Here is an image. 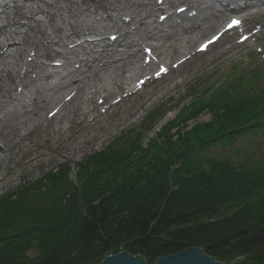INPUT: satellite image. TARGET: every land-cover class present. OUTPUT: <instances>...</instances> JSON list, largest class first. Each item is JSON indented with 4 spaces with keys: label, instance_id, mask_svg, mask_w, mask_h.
I'll use <instances>...</instances> for the list:
<instances>
[{
    "label": "trees",
    "instance_id": "obj_1",
    "mask_svg": "<svg viewBox=\"0 0 264 264\" xmlns=\"http://www.w3.org/2000/svg\"><path fill=\"white\" fill-rule=\"evenodd\" d=\"M255 75L182 106L145 144L135 130L74 173L60 164L3 196L0 264H100L119 253L154 264L190 249L264 264V86ZM203 110L210 122L187 129Z\"/></svg>",
    "mask_w": 264,
    "mask_h": 264
},
{
    "label": "bare ground",
    "instance_id": "obj_2",
    "mask_svg": "<svg viewBox=\"0 0 264 264\" xmlns=\"http://www.w3.org/2000/svg\"><path fill=\"white\" fill-rule=\"evenodd\" d=\"M164 1L163 7L148 2L126 11L115 6L117 0H101L99 2L108 3L100 9L105 15L101 17L86 7L85 0L0 3V15L19 10L22 20L0 26V190L15 183L32 168L43 165L44 161L82 153L92 140L100 139L96 135L88 138L89 130L104 126L99 132L105 137L121 127L145 104L130 106L124 122L119 120L109 126L103 116L150 83L163 80L169 70L179 69L193 58L198 52L192 49L201 38L221 36V25L227 18L236 16L233 19L243 24L261 22L264 18V0ZM182 1H186L187 13L195 12L193 17L164 12ZM78 9L89 14L94 23L108 21L112 26L96 29L86 15L82 17L77 13ZM158 12L157 19L163 15L168 17L165 22L159 24L152 20ZM122 13L128 19H121ZM147 19L151 23L145 22ZM79 26L84 29L79 34L60 31L61 27L71 31ZM108 28L114 31L109 36L115 35L117 39L104 45L103 35ZM21 30L33 31L40 41L36 43L37 39L28 47L23 46L18 40ZM262 32L264 28L261 27L257 33ZM68 42L74 45L69 51L66 50ZM53 46L59 49L53 54L63 61L59 67L40 62L41 58L54 56L50 54ZM28 48H32L30 51L35 55L31 61L23 63L21 58ZM232 49L233 46H229L223 54ZM69 56L75 61L71 62ZM173 64L177 66L172 67ZM160 65L168 71L157 78L154 74ZM19 75L23 79L18 81L21 87L15 85L14 88V81L20 80ZM140 80L145 82L137 87ZM16 87L22 91L17 93ZM160 92L163 90L145 98L150 101ZM18 151L22 155L15 156Z\"/></svg>",
    "mask_w": 264,
    "mask_h": 264
},
{
    "label": "rangeland",
    "instance_id": "obj_3",
    "mask_svg": "<svg viewBox=\"0 0 264 264\" xmlns=\"http://www.w3.org/2000/svg\"><path fill=\"white\" fill-rule=\"evenodd\" d=\"M2 1L9 0H0V3ZM85 1L86 7H88L91 11L95 10L99 17L104 15V13L100 11V9H103V6L107 7V2H99L101 0H92V2H89V0ZM201 1L207 3L209 0ZM148 2L154 4L156 3V0H117L115 6H118L119 9L128 11L131 10L132 6H135L136 4H143ZM182 7L186 8V1L175 3L171 10L165 12L174 13L177 8ZM19 12V10H10L9 12H6L5 15H0V26L7 25L12 21L22 22L19 16ZM77 13H79L82 17L86 15L87 20L93 22V27L96 29H100L101 26H107L109 28L112 26L108 21H104L102 22V24L94 23L95 20H90L91 17L89 16V14L84 13L83 10L81 11L80 9H78ZM110 14H113V12H110ZM158 14L160 13L154 15L152 19L153 21L156 22ZM187 14L188 13H185L181 16H187ZM119 17L121 19H128L125 17L124 13L120 14ZM228 19L229 18H227V20ZM145 22L151 23L149 19L145 20ZM225 22H223L221 26H223ZM261 27L262 29L264 28V18L261 22L255 21L244 23L243 27L238 29L236 32L228 33L221 40L219 39L217 44L207 48V50L203 53L196 54L193 58L185 62L179 69L173 68V70H169V73L160 82H152L141 92H137L134 95L124 99L122 105L113 108L105 116H103L104 120L109 126L119 120H122V122H124V118L128 116V108L130 106L133 107L143 103L145 104V107L139 110L134 117H131L128 121H125L121 127L116 130L110 131V133L105 137H101L99 132L104 128V126L89 130L90 134L88 138H90L92 135H96L99 136L100 139L92 140L85 147L82 153L74 155L71 158L58 157L54 160L44 161L43 165L32 168L25 176L17 179L15 183L2 188L0 190V199L5 195L16 192L22 186H28L29 184L34 185L38 183L43 179L45 175L54 170L60 164L69 165L74 173L75 166L84 161L85 158L94 153L100 152L110 143H113L115 141L117 142V140L119 142V140L127 139L129 136H132V134L135 135V130H139L137 136L142 137V144H145L147 139H152L156 136V134H158L160 128L166 125L169 126V124L175 120L176 116L179 115L182 106H184L183 112H186L185 107L189 102H191L192 100H196V98H203V100L209 98L218 89H223L225 86L224 84L228 83L227 80H231L233 82L236 77H242V75L246 76L249 72L252 71L256 73V80L260 81L261 86H264V69H261L264 67V32L260 34L257 33L258 29H260ZM109 28L105 30L103 35V39H105V43H103L104 45L110 42V37H108L109 34H114V31ZM132 28L133 27H131V29ZM60 31L62 34H79L80 32H83L84 29L80 28L79 26L78 29L70 31L65 27H61ZM46 32H50L48 28ZM21 33L22 35L19 36L20 39L18 38V40H20L19 43L23 46L28 47L30 42H33L34 40L36 41L38 39L37 35L33 31L21 30ZM243 35H246L248 37L251 35L252 36L249 37V39L244 43H239L240 37ZM210 36L212 35H207L204 38H201L199 43L194 45L192 49L193 52H195L198 44L206 41ZM23 37L26 38V40H24ZM22 38L23 40H21ZM75 40L76 39H74L73 41ZM39 41L40 40L38 39L36 43ZM117 41H119V39ZM144 45L145 44H142L143 47H145ZM71 46H73V43L68 42L66 44V50L69 51ZM229 46H233L232 51L227 54H223L227 51ZM88 47L89 49H91L90 46ZM30 50H32V48H28L26 50L27 53L24 52L25 55L23 54L24 56L21 58L23 63H26L27 61H29V59L30 61L31 59H33V55L35 54V52L31 53ZM58 51L59 49L56 46H53L52 52L50 54L54 56H51L48 59L41 58L40 62L44 64L60 62L61 57L53 54ZM78 55L80 54L78 53ZM68 58L71 59V62L75 61L74 57L72 56H69ZM178 58L179 57H176V59ZM19 77L20 80L17 79L14 81V88L15 85L21 87V83H19L18 81H22L23 79H21V75H19ZM4 79L2 78V80ZM250 85L251 83H247L242 91L251 89L252 86ZM20 87H16L17 93L20 92ZM159 90H163V93H161V91L160 94L152 100H146V95H148L149 97ZM95 98L93 99V101H95ZM109 102L110 101L108 100L106 103L108 104ZM210 117L211 116L209 115V113L205 110H203L201 113L198 112L196 118H192L191 120L189 119V121L187 122V129L199 124L210 122ZM150 120H153L152 123ZM171 133H174V131L172 130ZM245 145L248 146L250 145V143H246ZM214 153L215 151L211 150L207 155L212 156L214 155ZM19 154L20 152L18 151L15 153V156H19ZM70 177L73 178V174H70Z\"/></svg>",
    "mask_w": 264,
    "mask_h": 264
},
{
    "label": "water",
    "instance_id": "obj_4",
    "mask_svg": "<svg viewBox=\"0 0 264 264\" xmlns=\"http://www.w3.org/2000/svg\"><path fill=\"white\" fill-rule=\"evenodd\" d=\"M100 264H146L139 256H131L127 253L108 256ZM154 264H222L214 258L204 254L201 249H190L181 253L164 257Z\"/></svg>",
    "mask_w": 264,
    "mask_h": 264
},
{
    "label": "snow or ice",
    "instance_id": "obj_5",
    "mask_svg": "<svg viewBox=\"0 0 264 264\" xmlns=\"http://www.w3.org/2000/svg\"><path fill=\"white\" fill-rule=\"evenodd\" d=\"M240 23H241V22H240L239 20L233 19V20H231V21L229 22V24H228V29H231L233 26H238ZM218 38H219V37L214 36V37L212 38V40H209V41H207V43L202 44V45L200 46V49H199V50L203 51V50L208 46V44L213 43V42H214L216 39H218ZM112 39H115V37H113ZM176 66H177V65H175V64L172 65V67H176ZM158 67H159V70L155 72V76H156L157 78L161 77L162 74H166L167 71H168V69H166V68L163 67L162 65H160V66H158ZM145 79H148V78L146 77ZM144 82H145L144 80H140V81H138V83H137V87L142 86V85L144 84ZM68 99H71V97H68ZM101 103H102V102H101ZM50 115H55V113H50Z\"/></svg>",
    "mask_w": 264,
    "mask_h": 264
}]
</instances>
